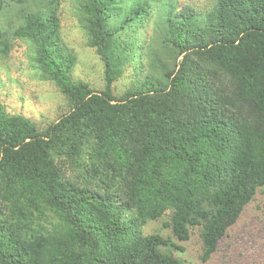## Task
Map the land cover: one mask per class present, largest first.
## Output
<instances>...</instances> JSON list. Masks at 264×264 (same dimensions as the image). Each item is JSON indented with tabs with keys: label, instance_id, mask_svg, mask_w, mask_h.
<instances>
[{
	"label": "trees",
	"instance_id": "obj_1",
	"mask_svg": "<svg viewBox=\"0 0 264 264\" xmlns=\"http://www.w3.org/2000/svg\"><path fill=\"white\" fill-rule=\"evenodd\" d=\"M73 1L104 90L73 78L59 0H0L29 4L0 58L30 41L69 105L40 129L0 100V264H183L196 228L210 261L264 188V0ZM144 47L149 72L116 96ZM164 217L170 237L145 233Z\"/></svg>",
	"mask_w": 264,
	"mask_h": 264
},
{
	"label": "rangeland",
	"instance_id": "obj_2",
	"mask_svg": "<svg viewBox=\"0 0 264 264\" xmlns=\"http://www.w3.org/2000/svg\"><path fill=\"white\" fill-rule=\"evenodd\" d=\"M213 1L181 0L184 4H197L205 9L213 4ZM73 3V0H59L58 10L61 43L76 57L72 69L73 78L77 82L88 83L95 90H104V62L96 49L89 46L88 35ZM27 7L29 4L18 3L10 10L1 11L0 24L7 28L18 25L17 21ZM150 34L149 24L139 32L138 39L142 44L147 43ZM145 47L142 52H138L139 58L128 64L123 74L114 82L116 96L124 95L149 72ZM163 62L170 67L173 64L170 59H163ZM0 100L9 113L20 114L33 120L40 129H47L69 110L68 100L63 93L53 82L46 80L39 70L32 43L23 39L13 40L9 55L0 58ZM167 219L168 217H164L148 222L144 227L145 233L170 237V229L164 226ZM44 224H48L47 220ZM179 244L185 251L175 250L174 253L183 260V264H264V258L260 256V250L264 249V188L259 190L249 209L210 261L204 262L201 258L202 241L199 229L192 231L188 242Z\"/></svg>",
	"mask_w": 264,
	"mask_h": 264
}]
</instances>
